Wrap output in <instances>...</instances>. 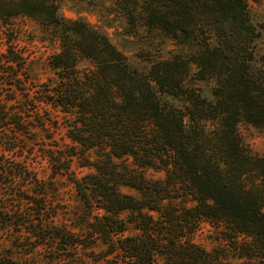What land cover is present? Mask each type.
<instances>
[{
  "label": "trees",
  "instance_id": "1",
  "mask_svg": "<svg viewBox=\"0 0 264 264\" xmlns=\"http://www.w3.org/2000/svg\"><path fill=\"white\" fill-rule=\"evenodd\" d=\"M119 1L130 21L178 45L146 73L97 26L62 23L49 0H0V30L24 16L50 27L58 48L43 82L14 47L0 54V147L12 153H0V186L22 177L0 194L27 204L8 215L5 204L20 205L0 199V224L26 226L34 246L56 241L69 264L77 251L76 264L104 256L113 257L106 264H264V156L236 130L239 121L264 126V73L251 65L260 31L246 0ZM4 42L13 45L8 34ZM199 81L211 82V99ZM59 125L67 144L54 138ZM37 140L51 164L43 181L26 164ZM59 176L79 212L59 199ZM203 223L213 229L210 251L194 240Z\"/></svg>",
  "mask_w": 264,
  "mask_h": 264
},
{
  "label": "rangeland",
  "instance_id": "2",
  "mask_svg": "<svg viewBox=\"0 0 264 264\" xmlns=\"http://www.w3.org/2000/svg\"><path fill=\"white\" fill-rule=\"evenodd\" d=\"M81 2L88 5L87 11L78 12L70 11L69 9H65V11H69L70 15L78 17L74 20L87 22L102 30L107 35L110 42L126 57L129 64L140 72L146 73L151 63L166 59L169 52H175L179 49L174 41L165 38L160 31L144 27L140 19L135 18L130 21V18L126 13L124 14L122 8H119L120 5L123 6V3L119 0H112L113 6L111 8L101 7V4L106 2V0H92L91 2L81 0ZM246 5L260 31V36L254 41L255 58L251 65L256 70L264 73V41L261 40V37L264 36V0H251V3H249V0H246ZM73 7H75V5ZM97 14L100 15V19H97ZM105 17H109L110 19H105ZM8 23L9 30L7 34L13 42L18 32L24 31L28 27L32 28V31L29 32L28 37L24 41V43L31 47H19L18 51L23 53L28 70L35 81L43 82L47 78L52 77L53 75L48 67V61L50 56L58 51V48L57 44L52 40L51 28L44 27L36 21L24 16H15L11 18ZM37 33H39L38 38ZM157 39H159V43H156ZM83 65L84 64L81 66ZM196 85L199 87L203 97L210 96L211 82L199 81ZM205 93H207V95H205ZM172 102L177 106H181L183 101L180 102L175 100ZM237 125H239L244 132L248 133L249 140L259 139L260 143L254 148L250 143L246 142L245 138L238 131ZM237 125V133L248 149L253 154L264 156V150H261L264 149V126L256 127L245 121H239ZM249 129H252V131L249 132ZM253 133H255V135H253ZM36 136L37 135L33 132L28 133L29 139H37L39 135ZM63 136L64 128L59 125L58 129L55 131L54 138L60 145L62 141L66 140ZM60 139H62V141H60ZM41 143L42 142L37 140L33 146V149L37 150L38 153H40L39 149L43 148ZM30 162L35 163L33 160H26L28 166H31ZM75 170L78 176L82 175L81 173H86V171L81 172L79 169ZM47 178L45 180H47ZM54 181L58 188L59 199L68 205L69 210L79 212V203L76 200L77 198L75 197L73 189L66 182V179L59 176L56 177ZM69 189H71V192H69ZM122 191L125 193H134L129 189H122ZM212 230L213 229L210 228L208 224L203 223L202 231L196 234L194 240L205 249L211 248L215 244Z\"/></svg>",
  "mask_w": 264,
  "mask_h": 264
},
{
  "label": "clouds",
  "instance_id": "3",
  "mask_svg": "<svg viewBox=\"0 0 264 264\" xmlns=\"http://www.w3.org/2000/svg\"><path fill=\"white\" fill-rule=\"evenodd\" d=\"M49 3L54 5L51 9L54 11V14L58 19L61 20L62 23H70L74 19L78 17H74L69 14V11H65V9H69L70 11H87L88 5L86 3H82L81 0H49ZM251 3V0H249ZM75 5V7H73ZM112 0H106L101 4V7L111 8ZM97 19H100V15L97 14ZM105 19H110L109 17H105ZM32 31L31 27L26 28L24 31H20L14 37L13 45H9L4 41L7 39V30H0V54H6V49L14 47L17 51L19 47H31L30 45L24 43L26 38L29 35V32ZM39 37V33H37V38ZM261 40L264 41V36L261 37ZM156 43H159V39L156 40ZM207 95V93H205ZM211 99V96L208 97ZM238 131L245 138V141L250 143L254 148L257 144L260 143L259 139H248V133L244 132L243 129L237 125ZM39 132V130H35ZM249 132L252 129L248 130ZM255 135V133H253ZM39 139H43L42 134L38 136ZM65 144L68 143L67 140L64 141ZM264 150V149H261ZM0 153L5 155V158L11 157L12 153L5 152L4 148L0 147ZM90 155V154H89ZM36 157L35 163L30 162V167L28 170L36 174L37 178L41 181L45 180L48 176L49 170L51 168V164L49 162L48 157H46L42 153H34ZM83 174V173H81ZM22 177H14L13 183L9 185L0 186L3 188L4 192H7L9 188H15ZM71 192V189H69ZM14 197V194H13ZM0 199L7 201L12 199V205L19 204L20 207H12V211L8 212V208L11 207L9 204H5L4 211L8 213V215H12L13 213L23 214L24 209L27 207L26 202L16 201L14 198H10L7 195L0 194ZM93 215L100 216L102 213L94 212ZM61 223L60 218H56V226H59ZM71 223V219L69 220ZM26 227V226H25ZM25 227H21L19 232H14L12 226L9 224H0V264H48V260L46 259L50 255L54 257L52 260V264H69V260L65 259L56 251V241L46 239L38 245L34 246L33 241L36 240V237L29 232L25 231ZM50 227V222L45 221L44 224L41 225L42 229H47ZM240 240L244 243H249V240H245L244 237H240ZM99 244V242H97ZM206 251H210V248H206ZM97 253H103V247H97L94 249ZM83 255L80 252H76L74 257H72L73 264L76 262L83 260ZM113 257L104 256L100 259V264H106L107 260H111ZM91 264V261H89ZM236 264H244L243 261H236Z\"/></svg>",
  "mask_w": 264,
  "mask_h": 264
}]
</instances>
